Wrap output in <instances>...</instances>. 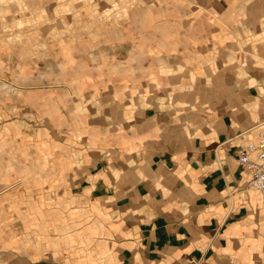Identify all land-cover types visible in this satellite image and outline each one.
Returning <instances> with one entry per match:
<instances>
[{"label":"crops","instance_id":"crops-1","mask_svg":"<svg viewBox=\"0 0 264 264\" xmlns=\"http://www.w3.org/2000/svg\"><path fill=\"white\" fill-rule=\"evenodd\" d=\"M94 30L36 65L64 95L23 123L51 129L29 153L51 235L0 231V264H264V196L239 163L264 132V0L133 7Z\"/></svg>","mask_w":264,"mask_h":264},{"label":"rangeland","instance_id":"rangeland-1","mask_svg":"<svg viewBox=\"0 0 264 264\" xmlns=\"http://www.w3.org/2000/svg\"><path fill=\"white\" fill-rule=\"evenodd\" d=\"M173 1L0 0V231L23 234L29 244L51 235L44 225L52 210L47 201L51 191L34 189L45 186L47 176L29 170L34 162L29 157L34 149L31 141L37 137L44 140L51 129L23 125L31 122L29 114L44 116L52 98L61 101L64 96L62 90L48 87L44 77H35L37 68L45 76L47 67L52 66L50 45L77 38L78 25L86 27L83 38H87L85 34L94 38L99 24L124 23L133 7ZM252 194L263 200L257 192L252 190Z\"/></svg>","mask_w":264,"mask_h":264},{"label":"built area","instance_id":"built-area-1","mask_svg":"<svg viewBox=\"0 0 264 264\" xmlns=\"http://www.w3.org/2000/svg\"><path fill=\"white\" fill-rule=\"evenodd\" d=\"M239 163L251 173L248 188L264 196V132L239 152Z\"/></svg>","mask_w":264,"mask_h":264}]
</instances>
